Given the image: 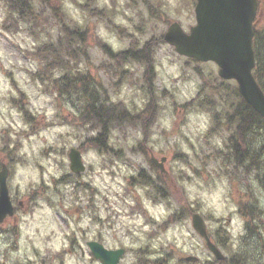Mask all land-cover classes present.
<instances>
[{
	"label": "rangeland",
	"instance_id": "374dc122",
	"mask_svg": "<svg viewBox=\"0 0 264 264\" xmlns=\"http://www.w3.org/2000/svg\"><path fill=\"white\" fill-rule=\"evenodd\" d=\"M33 2L37 9L41 8L39 0H33ZM70 2L80 9L83 24L70 18L63 10L64 16L68 23L78 26L85 32V45L88 52V60L80 58L79 69L91 74L99 102L104 105L122 104L129 110L124 101L119 99L122 86L125 84L129 88L138 90L150 101L151 98L147 93V85L143 77H137L125 67L126 64L135 65L137 63L130 62L120 65L111 60L99 46L100 41L104 43L105 41L97 35L98 26L103 23L108 31L116 33L121 41L127 38L129 42L127 49L132 46L137 47L139 42L136 33H139L140 39L143 40L144 34L151 30L148 21L141 16L138 24L126 26L117 24L114 20L117 16L130 20L125 16L126 9L139 14L140 0H91V2L70 0ZM50 3L58 5V3L61 4V0H51ZM144 3L151 16L159 17L162 22V27L156 32L153 39L155 44L158 42V37L165 33L168 25L174 22L163 23L165 9L174 3L178 4V10H182L184 13L182 22L179 24L185 32H188L189 28L195 24V0H144ZM50 11V7L46 8L38 21L39 23L31 25L22 23L14 15L11 16L8 7L3 1H0V153L7 154L6 164L9 169L7 185L10 188L9 195L16 211L12 217L7 218L5 224L0 226V237L9 243L8 249H0V264H10L12 258L9 253L17 249L21 214L30 212L37 199L45 200L51 204L53 196H59L61 200V204L56 205L58 208L56 223L59 225V229L53 231L46 239L51 240L59 235L68 241V248H62L59 252L47 249L41 252L33 245L31 256L25 254L23 264H68V253L74 249L88 253L89 264H100L91 255L86 242L96 241L107 249L122 248L126 251L128 250L126 238L132 236L133 231L142 232V226L135 223L139 217H143L144 223L150 226L149 232H142V235L146 237V243L135 249L139 264H182L186 256L198 258L197 262L190 264H214L217 261L192 227V213H199L203 217L212 241L216 243L217 238L223 237L231 251L244 252V255L250 253L249 263L264 264V192L258 189L257 183L254 181L253 177L256 174L253 172L245 174L242 167H237L234 163L229 164L225 160L228 152V134L225 127H221L219 122L215 123L213 114L200 106V103L206 99L218 101V95L214 91L216 85L231 87L235 83L221 80L217 76L218 68L215 64L195 62L181 57L169 45H167L169 50L183 62L184 68L191 69L195 75L201 78L202 82L195 97L183 103L177 102L175 89L165 88L157 80L153 63L152 97L156 102V108L153 111V116H149L151 122L147 123L149 125L145 127H142V123L139 121L140 123L135 126L118 129L120 136L116 138L114 145L107 143L108 151L105 153L96 148L104 156L99 171L89 168L84 161L86 167L84 173L76 175L69 169V150L71 148L78 149L83 154L88 148L93 147L87 145V141L92 137H87L81 144L71 145L69 142L73 139V133H66L63 136L57 134L59 137L57 142L42 149L40 158L44 161L51 159L54 171L62 169V175L59 178L51 176L48 183H44L42 180L41 185L35 191L23 196L11 188L9 181L14 165L18 160H21L17 156V152L23 147L22 141L31 135L62 124H70L77 134L93 131L88 125H82L76 120L86 105L84 100L80 99L78 95L68 96L56 86H52V79L36 77V74L42 69L32 55L35 46L48 40L50 36L56 39L57 34H60L58 21L53 18ZM260 19H264V16H260ZM53 28L56 29L55 33L51 31ZM108 47L110 48L109 45ZM33 61L38 65V71L35 73L25 67L27 63ZM5 64L9 65L7 69L4 67ZM21 72H27L29 79L20 76ZM59 74V72H54L53 77H58ZM40 94L47 96L49 98L47 104L55 108L51 119L46 115V108L35 102L39 99ZM113 97H117V99L113 100ZM126 98L132 105V109L129 110L131 113L145 112L146 105L143 110H138L133 99ZM21 102L29 114V120L25 119L23 113L20 112L19 104ZM68 105L71 106V109ZM6 106L17 110L19 120L23 125H27V128H17L11 113L7 117L5 116ZM216 106L217 109L220 108L217 104ZM169 110L170 114L175 117L173 127L171 131H163L159 128L157 120ZM189 112L194 115L206 112L211 116V124L207 131L192 139L184 136L181 132V128L187 123L186 114ZM212 128L216 132L210 133ZM137 130L143 132V138L136 140L135 145L130 147L128 141L135 140ZM154 130L163 138V147L158 146L159 141L151 140ZM177 137L187 144L191 155L182 150ZM217 138L223 141V148H218L214 144L213 141ZM41 139L44 138L41 137ZM169 141L173 142L169 143ZM139 153L144 154L145 163L148 165L147 170L140 167L139 164L133 163ZM151 156L159 161L162 158L165 159L163 169L166 174L153 165ZM21 162L23 161L21 160ZM125 165L135 174L127 172L124 168ZM181 165L185 167L181 168ZM38 166L43 175L47 171L45 165L40 163ZM140 175L143 179L150 180L152 186L139 185ZM225 178L228 181V187L224 199L228 205H234V208L225 206L217 215L201 203L198 193L197 198L188 199L185 185H194L200 191H208L211 194L216 191L217 185L221 184ZM121 181L123 183H120ZM68 184L74 186V192L71 194L73 199L68 207H64L65 193L58 186ZM112 185L122 188L123 191L121 193L114 192ZM153 187L164 191L166 198L162 199L161 193ZM128 200L133 203H126ZM146 200L150 201L152 205L164 202L168 208H171V214L159 219L153 217L145 207ZM253 201L256 204L252 203ZM19 202L23 203L22 207L19 206ZM98 204L107 213L104 219H100L96 215L99 212ZM184 204L186 205L184 206ZM245 204H249V206L254 204L253 206L257 210L260 209V217L254 221V225L260 229L262 238L259 235H254L246 239L248 219L243 213ZM125 208L128 211L125 212L123 210ZM116 209H120V211ZM81 214L92 215L93 223L98 224L99 228L77 236L73 231V218ZM238 219L244 222V234H238L236 238H233L232 232L237 227ZM38 223L43 224L44 218H41ZM170 229L173 231L172 235H169ZM109 232L117 238L113 239L108 235ZM136 239L137 237L132 236L133 241ZM153 243L157 247L153 248L151 246ZM218 247L225 257H228L229 254L226 250L221 246ZM152 257L156 258L152 259ZM17 264L20 262L17 261Z\"/></svg>",
	"mask_w": 264,
	"mask_h": 264
},
{
	"label": "clouds",
	"instance_id": "9594fccd",
	"mask_svg": "<svg viewBox=\"0 0 264 264\" xmlns=\"http://www.w3.org/2000/svg\"><path fill=\"white\" fill-rule=\"evenodd\" d=\"M61 8L70 18L76 20L80 24H83L80 9L77 8L75 4L71 3L70 0H61ZM178 9L179 5L175 3L169 8H166L164 11L165 19L163 23L174 21L176 25H179V23L182 22L184 13L182 10ZM125 16L129 17L130 20H126L123 17L117 16L114 22L126 26L135 25L140 22L141 16L146 21H148L151 30L144 34L143 40L140 39L139 33H136V36L141 48L145 44L150 45L149 57L154 63L157 80L165 88L175 89V98L177 102L183 103L191 99L192 97H195L199 90V85L202 82L201 78L195 75L191 69L184 68L183 62L174 56V54L169 50L167 44L157 42L155 45H152L150 43L155 38L156 32L162 27L160 18H153L151 16V14L147 10V6L144 3V0H140L139 14L126 9ZM51 31L55 33L56 29L53 28ZM97 35L102 40H104L107 45L110 46L113 53H118L129 47L127 38L121 41L119 36L116 33H110L103 23L98 26ZM4 67L7 69L9 65L5 64ZM25 67H27V69L32 73L38 71V65L34 61L27 63ZM125 67H127L129 71L133 72L137 77L140 78L143 77V74L146 71V66L143 64H126ZM19 75L24 77V79H29L27 72H21L19 73ZM126 97L133 99L138 110H143L145 105L148 103V99L144 97L142 93H140L136 89L129 88L127 84L122 86L119 99L123 100L128 109L131 110L132 105L129 103V100ZM48 99L49 98L47 96L40 94L39 99L35 102L46 108V115L49 119H51L53 113L55 112V108L47 104ZM116 99L117 97H113V100ZM68 107L71 109L70 105H68ZM9 113H11L12 118L16 121L17 128H27V125H23L19 120V114L15 108H8L6 106L5 116L7 117ZM174 119L175 117L170 114L169 110L168 113H165L158 118L157 124L163 131H171ZM186 120L187 123L181 128V132L184 136L189 137V139H192L198 134L206 132L211 124V116L206 112H200L195 115L189 112L186 114ZM66 133H73V139L69 142L71 145L81 144L87 137H95L98 135L97 131L95 130L90 131L86 134H77L76 130L70 124H62L50 129L43 130L39 134L31 135L28 139L22 141L23 147L17 152V156L20 157L23 162H21V160H18L14 165L12 169L11 179L9 181L11 188L14 189L16 193L23 196L24 194L35 191L38 186L41 185L42 180L44 183H48L51 176L59 178L62 175V169L54 171L53 167L51 166V159L47 161L41 160L40 152L42 149L49 147L57 142L59 138L57 134L63 136ZM77 135L79 136L78 139ZM119 136V130L113 128L111 132V138L108 140V143L114 145L116 142V138ZM41 137H43L44 139L42 140ZM226 137L227 134L225 135V138ZM142 138L143 132L141 130H137L135 133V140L130 139L128 141L129 146H134L136 140H140ZM176 139L180 140L182 150L191 155L190 149L188 148L187 144L184 143V141L181 140L180 137H177ZM151 140L153 142L159 141L160 143L158 146L163 147V138L157 131H153ZM172 142L173 141H169V143ZM213 142L218 148H223L224 146L223 141L219 138L215 139ZM127 155L128 154L126 153V156ZM129 158L131 159L130 156ZM82 159L89 168L99 171L101 161L104 159V156L102 153H99L96 148L92 147L88 148L82 154ZM6 163L7 154L0 153V164ZM40 163H43L47 169V171L44 172L43 175L41 173L40 167L38 166V164ZM133 163L139 164L140 167L145 168L146 170L148 168L147 163H145V157L143 153H139L133 160ZM184 167V165H181V168ZM124 168L127 172L135 174L133 170L127 169L126 165L124 166ZM189 174L191 175V173ZM6 175L7 173L5 174V168L0 167V176H4V187ZM153 178L155 179V176H153ZM120 183H123V181H121ZM97 186H99V184H97ZM58 187L62 192L65 193L63 206L68 207L70 201L73 199V196L71 194L74 192V186L68 184L60 185ZM227 187L228 181L226 178L221 182V184L217 185L216 191L211 194H209L208 191H200L194 185H185L189 200L197 198L198 193L201 203L204 204L207 208L211 209L213 213L217 215L220 214V211L225 206L231 208L235 207L234 205H228L227 201L224 199V194L227 190ZM112 189L116 193H121L123 191L122 188L116 187V185H112ZM137 191L140 190L137 189ZM51 199V204H49L45 200L37 199L30 212L21 214L19 224L20 234L17 241V249L9 253L12 258L10 264H17V261H19L20 264H23L25 254L31 256L33 245L35 246V248L41 250V252H44L45 249L52 252H59L62 248H68V241L63 239L59 235L51 240L46 239V237L49 236L53 231L59 229V225L56 223V216L58 211L56 205L61 204V200L59 196H53ZM126 203L132 204L133 201L128 200L126 201ZM144 203L145 207L148 209L151 215L157 219L171 214V208H168L164 202L152 205L150 201L146 200ZM97 207L99 208V212L96 213V215L99 216L100 219H104L107 215L105 209L99 204L97 205ZM116 210L120 211V209ZM123 210L125 212L128 211L127 208ZM41 218H44L43 224L38 223ZM135 223L142 226L143 233H147L150 231V226L144 223L143 217H139L135 221ZM243 223L244 222L242 220H237V227L232 232L233 238H236L238 234H244ZM94 228H99V225L93 223V216L90 214H81L78 217L73 218V231L77 236H80L82 233L86 234L88 231H91ZM142 232L133 231L132 236L137 237L135 241L132 240V236H128L126 238V248L128 250L123 252L109 253V255H111L113 258V264H139L135 249L142 247L144 243H146V237L142 235ZM172 234L173 231L170 229L169 235ZM108 235L112 236L113 239L117 238L115 235H112L111 232H109ZM151 246L153 248L157 247L155 243H153ZM8 248L9 243L2 237H0V249ZM94 254L95 253L93 252L92 255ZM155 258L156 257H152V259ZM97 259L99 260V257ZM68 264H89V254L85 253L83 250L74 249L72 250V252L68 253ZM100 264H103V261H100Z\"/></svg>",
	"mask_w": 264,
	"mask_h": 264
},
{
	"label": "trees",
	"instance_id": "16d2710c",
	"mask_svg": "<svg viewBox=\"0 0 264 264\" xmlns=\"http://www.w3.org/2000/svg\"><path fill=\"white\" fill-rule=\"evenodd\" d=\"M8 7L11 16L22 23L37 25L44 10L50 7L51 15L58 21V31L56 39L50 36L46 41L40 42L35 46L32 55L39 62L42 69L36 74V77H46L52 79V86H56L60 91L68 96L78 95L84 100L85 106L76 120L82 125H88L92 130L97 131L98 135L90 138L87 145H91L102 152H107V143L112 129H123L126 126H135L142 123V127L151 122L149 116H153L156 108V102L152 94V82L154 79L153 61L149 57L150 45L145 44L142 48L139 45L132 46L129 49L113 53L108 45L99 42L103 52L114 62L137 63L146 66L143 79L147 85V93L150 95V101L146 104L145 112L131 113L122 104L104 105L99 102L98 95L93 87L94 80L91 74L79 69L81 57L88 60L87 47L85 45V32L76 25L67 22L65 13L61 4H51V0H39L41 8H36L33 0H0ZM259 7L257 17L253 25V49L255 54V67L253 76L264 93V0H258ZM91 2V0H87ZM158 42H163V35L158 37ZM155 45L152 40L150 42ZM54 72H59L58 77H53ZM46 75V76H44ZM51 85V83H50ZM218 84L214 87L218 95V101L206 99L200 103V106L207 112L213 114V121L220 123L225 127L227 137V149L225 160L229 164L234 163L237 167H242L245 174L253 172V177L257 183L258 189L264 192V119L249 105H247L238 93L237 86L221 87ZM17 90V88L14 86ZM14 103V102H12ZM216 104L220 106L217 109ZM20 112L25 119L29 120V114L22 102ZM22 106V107H21ZM219 124H216V126ZM216 132L213 128L210 133ZM141 177V175H140ZM139 185H151L149 180L141 177ZM146 182V184H145ZM152 186V185H151ZM166 198L164 191L157 189ZM256 204L254 201L252 202ZM253 204V205H254ZM186 204H184L185 206ZM245 204L243 213L248 219L246 223V239L259 235L262 238L260 229L254 225L260 217V209ZM218 240V241H217ZM216 245L223 247L229 254L224 261H217L214 264H251L249 263L250 253L244 255V252L231 251L223 237L217 238Z\"/></svg>",
	"mask_w": 264,
	"mask_h": 264
},
{
	"label": "water",
	"instance_id": "95a60500",
	"mask_svg": "<svg viewBox=\"0 0 264 264\" xmlns=\"http://www.w3.org/2000/svg\"><path fill=\"white\" fill-rule=\"evenodd\" d=\"M258 9L257 0H196L194 8L195 25L185 33L175 22L170 24L163 36L166 44L185 58L198 62H213L218 67V77L226 81H235L238 92L244 102L251 106L264 119V93L253 76L255 57L252 46L253 22ZM70 169L74 173L83 172L85 166L79 150L70 149ZM161 159L159 164L153 162L163 171ZM7 165L3 164L5 174ZM7 178V175H6ZM4 187V176H0V223L6 215L13 214L9 192ZM8 193V194H7ZM194 231L204 239L206 248L218 261L225 256L209 238L203 218L194 213L191 216ZM87 246L95 259L103 264H113L109 253L123 252V249L107 250L97 242H88ZM197 257L189 256L185 261L195 262Z\"/></svg>",
	"mask_w": 264,
	"mask_h": 264
},
{
	"label": "flooded vegetation",
	"instance_id": "af4514ba",
	"mask_svg": "<svg viewBox=\"0 0 264 264\" xmlns=\"http://www.w3.org/2000/svg\"><path fill=\"white\" fill-rule=\"evenodd\" d=\"M8 175H9V169H8V174H7V179H8ZM10 200H11V198H10ZM13 200H11V204L13 205V202H12ZM19 206H23V203L22 202H19ZM13 215H14V213H16V211H15V207H14V205H13ZM12 215V216H13ZM12 216H10V217H12ZM7 218H9V217H6L4 220H3V223H0V226L1 225H3V224H5V221L7 220ZM96 242V241H95ZM87 243V242H86ZM187 264H190V263H187Z\"/></svg>",
	"mask_w": 264,
	"mask_h": 264
}]
</instances>
